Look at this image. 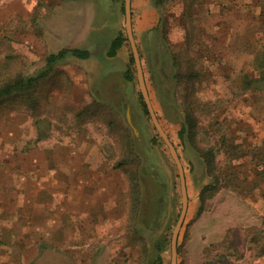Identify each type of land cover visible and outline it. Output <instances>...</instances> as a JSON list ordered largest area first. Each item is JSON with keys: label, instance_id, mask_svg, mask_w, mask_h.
<instances>
[{"label": "rangeland", "instance_id": "obj_1", "mask_svg": "<svg viewBox=\"0 0 264 264\" xmlns=\"http://www.w3.org/2000/svg\"><path fill=\"white\" fill-rule=\"evenodd\" d=\"M47 2L45 25L49 35L54 32L60 38L47 44L40 40L46 14L39 4L12 24L5 21L0 34V87L36 75L45 67L47 55L63 47H88L93 56L67 59L52 76L4 98L0 148L32 147L41 120V131L48 133L41 146L48 151L49 166L65 151L68 163L82 164L83 178L104 173V179L114 183L101 195L106 206L95 212L114 220L127 216L130 227L136 192L143 208L139 219L145 222L151 217L152 199L159 196L162 218L148 233L145 230L138 245L143 263L155 264L159 254L163 264H171L172 236L183 206L181 182L142 95L136 65L133 83L126 86L122 77L124 92L113 95L97 83L101 63L121 71L131 64L129 38L116 57L106 54L117 34L127 35L126 0H91L95 17L81 42L76 35L67 40L62 35L64 21L52 15L62 2L64 14L73 15L72 9L84 0ZM151 16L159 19L157 25L147 26ZM132 23L151 105L175 144L186 175L189 202L177 264H264V177L259 174L264 169V81L246 83L264 73V0H165L160 6L155 0H132ZM78 25L72 28L77 31ZM186 107L197 116L194 144L179 135ZM133 143L140 163L131 158ZM197 147L214 152L212 167L203 163ZM70 185L65 190L70 192ZM75 189L79 198L93 192L87 186ZM113 225L117 226L115 221ZM124 239L125 235H111L112 247L119 248Z\"/></svg>", "mask_w": 264, "mask_h": 264}, {"label": "crops", "instance_id": "obj_2", "mask_svg": "<svg viewBox=\"0 0 264 264\" xmlns=\"http://www.w3.org/2000/svg\"><path fill=\"white\" fill-rule=\"evenodd\" d=\"M38 4L46 14L41 19L45 32L40 34V40L46 44L56 43L54 38L60 36L54 32H50L54 37L49 35L45 25L49 14L47 0H0V34L5 21L12 24L11 21L18 20L21 13L26 16L32 11V6L36 7ZM63 4L62 2L57 6L52 15L55 20L64 21L62 35L67 40L76 35L80 42L84 41L89 35V23L95 17L91 0H84L81 7L72 9L73 15L64 14ZM31 17L28 15L27 18ZM158 21L159 19L151 16L147 26H155ZM76 23L79 24L77 31L72 28ZM92 56L93 52L87 60ZM71 58L74 57L67 59ZM99 71L97 83L102 89L109 93L127 90L124 70L112 69L101 63ZM122 77L126 85L123 88ZM108 78L110 79L107 80ZM84 115L85 112L81 117L87 118ZM40 123L41 120L38 122V135L33 141L36 143L32 147L21 150L12 147L0 148V264H111L116 261L119 264H145L140 252L142 245H138V240L143 241L145 230L148 233L159 222V196L152 199L151 217L145 222L139 219L143 208L140 209V192H136L133 214L135 221L130 222V227L128 220L131 218L128 219L127 216L114 220L110 214L95 212L94 208L99 207V210L106 206V200L101 199V195L114 183L109 178L104 179V173L96 179L83 178L82 164L78 165L77 161L68 163L64 158L65 151L61 155L57 151L58 162L53 167L49 166L48 151L41 146L48 139V133L41 131ZM39 132L42 134L40 140ZM51 172L53 176L50 175ZM138 180H133V184ZM68 182H71L70 192L65 190ZM82 186L93 189V192H88L81 198L77 197L73 189L76 191V187ZM113 221L117 226L113 225ZM113 234L126 237L119 248L112 247L110 236Z\"/></svg>", "mask_w": 264, "mask_h": 264}, {"label": "trees", "instance_id": "obj_3", "mask_svg": "<svg viewBox=\"0 0 264 264\" xmlns=\"http://www.w3.org/2000/svg\"><path fill=\"white\" fill-rule=\"evenodd\" d=\"M165 0H155L156 5L160 6L164 3ZM125 9V7H123ZM128 41L127 35L120 32L117 34L110 42V45L107 50V55L109 57H114L118 54L119 50L124 46L125 42ZM92 52L88 48H81V47H72V48H62L59 51L51 52L46 57V64L43 69H41L36 75H31L27 78H18L13 81L7 82L4 86L0 87V102L9 95L15 93H21L24 89H29L34 87L38 82L43 80L46 77L52 76L56 66L61 62L65 61L68 57H74L81 60H87L91 57ZM131 64L127 66L123 72V77L126 82L133 83L136 76L135 71L132 65L135 63L133 55L130 56ZM200 76V75H198ZM263 82L264 81V73H261L258 78L246 79L247 84H253L256 82ZM188 107V106H187ZM185 108V118L182 122V127L179 131V135L183 141L188 138V142L194 144L196 134H197V119L196 115L193 111L188 108ZM84 111H80V115H82ZM42 138V134L39 132L38 140ZM132 147V160L137 161L140 163L141 155L135 148V144H131ZM196 150L198 151L201 159H203V163L209 167L214 165L215 161V154L212 150L207 152H203V149L197 147ZM259 174L264 177V169ZM137 179V178H136ZM209 189V185H206L201 191V201L205 199L206 190ZM203 205V203H201ZM179 250V247H178ZM155 264H163V258L161 255L157 257V261Z\"/></svg>", "mask_w": 264, "mask_h": 264}, {"label": "water", "instance_id": "obj_4", "mask_svg": "<svg viewBox=\"0 0 264 264\" xmlns=\"http://www.w3.org/2000/svg\"><path fill=\"white\" fill-rule=\"evenodd\" d=\"M125 13H126L127 35H128V38L131 42L132 49H133V57H134V61H135L136 69H137V76L139 79L141 92H142L144 100L147 104V107H148V110H149L150 115L152 117L153 123H154L156 129L158 130V132L160 133V135L162 136L163 140L167 144L169 151H170V154L176 163V166L178 169V175H179L180 182H181L183 206H182V211L180 213L179 219L177 221V224H176V227L174 229L173 236H172L171 264H177L178 238H179L180 230H181L183 223H184V219L186 217V213H187V209H188V202H189L188 191H187V186H186L185 170H184V166H183L181 157L178 153V150H177L175 144L173 143V141L170 139V137L167 135V133L163 129V127H162V125H161V123H160V121L156 115V112L154 111V109L151 105L150 96H149V92H148L147 85H146L144 69H143V65H142L141 53H140L139 48L137 46V43L135 41L134 32H133L132 0H126V2H125ZM127 119L132 125L131 114L129 111H127ZM133 129H134V131L136 130V128L134 126H133Z\"/></svg>", "mask_w": 264, "mask_h": 264}, {"label": "flooded vegetation", "instance_id": "obj_5", "mask_svg": "<svg viewBox=\"0 0 264 264\" xmlns=\"http://www.w3.org/2000/svg\"><path fill=\"white\" fill-rule=\"evenodd\" d=\"M113 95H115L114 93H112ZM121 94V93H120ZM159 221L161 220V218H162V212L161 211H159Z\"/></svg>", "mask_w": 264, "mask_h": 264}]
</instances>
